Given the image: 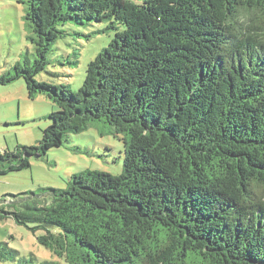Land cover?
<instances>
[{
    "label": "trees",
    "instance_id": "16d2710c",
    "mask_svg": "<svg viewBox=\"0 0 264 264\" xmlns=\"http://www.w3.org/2000/svg\"><path fill=\"white\" fill-rule=\"evenodd\" d=\"M19 1L33 60L0 85L22 78L57 109L36 144L0 152L1 173L92 124L122 135L124 157L119 174L2 195L0 219L66 264H264V0ZM67 22L115 30L77 90L35 79Z\"/></svg>",
    "mask_w": 264,
    "mask_h": 264
},
{
    "label": "rangeland",
    "instance_id": "374dc122",
    "mask_svg": "<svg viewBox=\"0 0 264 264\" xmlns=\"http://www.w3.org/2000/svg\"><path fill=\"white\" fill-rule=\"evenodd\" d=\"M24 13L25 4L19 0H0V74L10 70L25 55L33 60L34 48L27 38ZM116 25L118 29L124 28ZM61 28L67 34L55 42L47 54L46 67L35 79L77 90L83 83L88 62L108 45L115 30L108 27V22L86 25L67 22ZM56 109V104L45 95L28 98L22 78L0 85V152L36 144L50 123L48 114ZM108 130L106 126L92 124L83 132L71 133L61 146L49 149L42 156L30 157V166L22 170L1 173L7 163L0 161V196L47 186L64 187L70 175L86 169L119 174L124 157L122 135L115 137ZM36 235L10 218L0 219V264L15 263L1 259L7 248L27 257L33 254L36 264L42 261L66 264L40 245Z\"/></svg>",
    "mask_w": 264,
    "mask_h": 264
}]
</instances>
